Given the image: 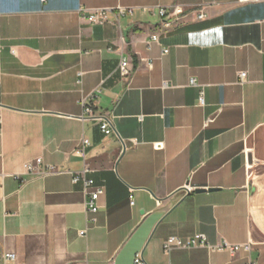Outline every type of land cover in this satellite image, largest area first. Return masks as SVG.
I'll return each instance as SVG.
<instances>
[{"label": "crops", "instance_id": "crops-1", "mask_svg": "<svg viewBox=\"0 0 264 264\" xmlns=\"http://www.w3.org/2000/svg\"><path fill=\"white\" fill-rule=\"evenodd\" d=\"M81 7L132 13L93 25ZM97 90L110 133L83 106ZM37 158L55 171L27 172ZM197 235L253 246L162 248ZM0 248L8 264H264V0H0Z\"/></svg>", "mask_w": 264, "mask_h": 264}, {"label": "built area", "instance_id": "built-area-1", "mask_svg": "<svg viewBox=\"0 0 264 264\" xmlns=\"http://www.w3.org/2000/svg\"><path fill=\"white\" fill-rule=\"evenodd\" d=\"M243 1H248V0H243ZM179 9L180 8L176 6L174 9H172L171 13H169L166 10V8L159 9L161 19H162L161 24L164 29L171 30L173 28V25H174L173 23L178 21V19L176 18L172 21L171 19H169V17L170 15H176L180 13L181 10ZM131 11H132V8H126V7H120V8L119 7L118 8L105 7V8H95V9H89L85 7L80 8V14L82 15V17L88 22L92 23L93 25L94 24L103 25L105 23L107 24V22L111 20L110 19L111 15L114 16L117 22L119 17L124 16L126 14H131L132 13ZM195 12L199 20H204L205 18H207V14L204 8L197 9ZM150 38H151V42H156L159 37L157 33H154L150 36ZM165 52H168V50H165ZM129 64H130V58L127 56L126 57L122 56L120 63L118 64L119 65L118 70L122 78L128 83L131 81L132 79L131 77L133 76V72ZM239 74H240L241 81H244L246 74L244 72H241ZM190 84L193 86L197 85L194 79L190 81ZM167 85L168 84L165 82L164 86L166 87ZM99 91L100 90H97L96 92H93V94L85 98L83 101V106L88 116L94 119H98L102 122L101 124L102 132L110 133L112 128H111L110 119H108L109 114L107 112L104 114H97L93 111L91 106H89L91 100L97 97V94ZM204 100H205L204 94L203 92H201L199 96V101H198L199 104L202 106L205 105ZM213 120L214 118H209L206 122V125L212 122ZM90 144L91 142L88 138H85V137L82 138L79 145H77L78 147L76 148L75 153L85 158L86 150ZM42 165H43L42 158H37L36 160H33V162H30L26 165V170L27 172L33 175H46L48 173L55 171L53 167H43ZM86 171H88L87 168L79 172H73L72 180L74 183L83 182L84 190L87 196V198H85L86 199V203H85L86 210L87 212H91L95 214L97 213L99 209L98 200H99V197L104 193V188L97 186L93 190H89L90 187L94 186L93 184L95 182L93 179L86 178ZM132 191L133 190H131V192ZM188 191H191V188H188ZM129 197H130L131 204H134L132 193ZM85 233H86V230H83L80 232L81 235H85ZM252 244L253 243L251 241H249L248 243L235 244V245L227 241H223L221 244L211 246L208 243L207 238L204 235L194 236L186 242H183L178 237L173 236V237H169L165 241L162 248L164 249L165 252L168 253L172 249V247L188 248V247H195V246H203V247H208L212 249H220V250L225 249V250H228L232 256H236L239 252H245L247 254H250L252 250V246H253ZM247 259L248 260L243 262L242 264H258L257 261L252 260V258L248 257ZM16 260H17V255H15V252L6 251L0 248V264H8L9 262H14ZM134 263L135 264H145L144 260L142 259L141 254L136 255Z\"/></svg>", "mask_w": 264, "mask_h": 264}, {"label": "water", "instance_id": "water-1", "mask_svg": "<svg viewBox=\"0 0 264 264\" xmlns=\"http://www.w3.org/2000/svg\"><path fill=\"white\" fill-rule=\"evenodd\" d=\"M214 190H215V189H210V191H214ZM204 191H205V189H197V190H196V192H198V193H199V192H204Z\"/></svg>", "mask_w": 264, "mask_h": 264}]
</instances>
